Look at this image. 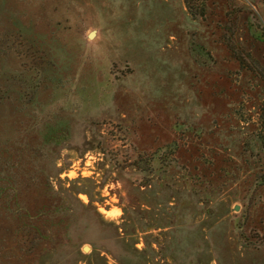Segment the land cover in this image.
Wrapping results in <instances>:
<instances>
[{
	"label": "rangeland",
	"instance_id": "rangeland-1",
	"mask_svg": "<svg viewBox=\"0 0 264 264\" xmlns=\"http://www.w3.org/2000/svg\"><path fill=\"white\" fill-rule=\"evenodd\" d=\"M208 12L0 0V264H264V90L222 41L264 68V0ZM144 153L152 172L132 166ZM44 181L69 243L41 253L19 206H56Z\"/></svg>",
	"mask_w": 264,
	"mask_h": 264
},
{
	"label": "trees",
	"instance_id": "trees-1",
	"mask_svg": "<svg viewBox=\"0 0 264 264\" xmlns=\"http://www.w3.org/2000/svg\"><path fill=\"white\" fill-rule=\"evenodd\" d=\"M189 14L193 18H200L201 20H207V17L209 15L208 12V5L210 4V0H183ZM233 7V6H232ZM230 8V6H229ZM234 9V8H233ZM236 18L233 20L227 22V24H235ZM222 27L223 30H225L226 25ZM222 30V31H223ZM226 31V30H225ZM222 32V41L227 47V49L233 54L234 58L237 60L239 63V66L243 69L248 70L251 74H253L255 77L259 78V80L262 82L263 85V90H264V68L259 67V63L256 60V58L252 55L251 52L247 51L243 46H240V44L236 43V38L233 36L234 30H231L228 34H225L226 32ZM227 35V36H226ZM232 47L235 48L233 51ZM256 65V66H255ZM259 67V68H258ZM1 100V99H0ZM1 104V101H0ZM259 114H258V120H259V138L261 140H264V101L260 106L259 109ZM176 145V144H174ZM169 148V152L172 155L176 151L175 147L172 146H166ZM160 153V150L158 151L157 154ZM164 155V156H163ZM166 155L167 153L164 154H159V160L163 164V161H166ZM161 156V157H160ZM164 158V159H163ZM152 160L154 158H151L149 154H140L137 156V158L133 161L132 166L136 168V170L140 172H152L153 166H152ZM257 177L258 183L260 186H264V174H260ZM45 179V177H44ZM148 180H144V185H147ZM39 183H34L35 186H39ZM44 186V187H42ZM3 187V188H2ZM0 188V193L3 194L6 192L7 187L2 186ZM41 189L42 194L44 197H42V201H50V202H57V205L47 209L46 208V203L41 206V208L37 209L34 213H30L28 210L25 208H22L19 206V220L22 223H25L24 219L29 220L31 224L26 225L29 228L33 229L34 237L36 239V243L33 244L31 247V250H39V252L42 253V248L41 247V242L42 240L44 241H50L53 243L55 247H59L61 245L69 243V240L65 238V218L62 216L61 212H57V208L60 206V202L62 199H57L54 200L53 195H55L53 192L51 194V189L47 186V183L44 181V184H42L38 190ZM57 196V195H55ZM47 197L49 200H47ZM24 210V212H21ZM48 215L50 217H48ZM34 222V223H32ZM47 223V224H45ZM38 224H44V229H40L37 225ZM24 225V224H23ZM24 229V228H23ZM47 233H50V236H47ZM238 237L246 244H251L250 237L246 236V234L243 233V230L238 232ZM264 242V240H261ZM253 246V245H252Z\"/></svg>",
	"mask_w": 264,
	"mask_h": 264
},
{
	"label": "water",
	"instance_id": "water-1",
	"mask_svg": "<svg viewBox=\"0 0 264 264\" xmlns=\"http://www.w3.org/2000/svg\"><path fill=\"white\" fill-rule=\"evenodd\" d=\"M93 33H94V32H92L91 34H89V36H88V37H91V36L93 35Z\"/></svg>",
	"mask_w": 264,
	"mask_h": 264
}]
</instances>
